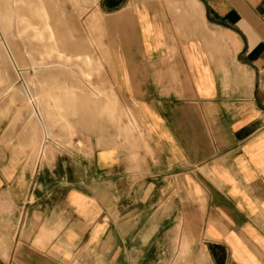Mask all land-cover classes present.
Returning a JSON list of instances; mask_svg holds the SVG:
<instances>
[{"label":"crops","instance_id":"0c3cea01","mask_svg":"<svg viewBox=\"0 0 264 264\" xmlns=\"http://www.w3.org/2000/svg\"><path fill=\"white\" fill-rule=\"evenodd\" d=\"M42 3L120 98L41 145L0 86V264H264V0Z\"/></svg>","mask_w":264,"mask_h":264},{"label":"rangeland","instance_id":"374dc122","mask_svg":"<svg viewBox=\"0 0 264 264\" xmlns=\"http://www.w3.org/2000/svg\"><path fill=\"white\" fill-rule=\"evenodd\" d=\"M42 2L0 0V86L32 108L43 124L41 145L65 135L72 146L88 130L77 120H86L91 100L105 110V100L116 103L120 96L102 58L105 44H91L89 27L75 25L57 5L43 10Z\"/></svg>","mask_w":264,"mask_h":264}]
</instances>
